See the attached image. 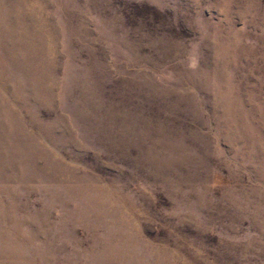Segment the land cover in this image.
Returning <instances> with one entry per match:
<instances>
[{
  "label": "rangeland",
  "instance_id": "374dc122",
  "mask_svg": "<svg viewBox=\"0 0 264 264\" xmlns=\"http://www.w3.org/2000/svg\"><path fill=\"white\" fill-rule=\"evenodd\" d=\"M0 264H264V0H0Z\"/></svg>",
  "mask_w": 264,
  "mask_h": 264
}]
</instances>
